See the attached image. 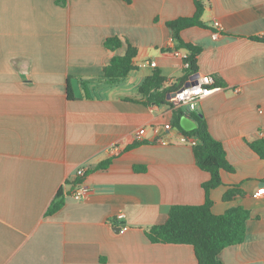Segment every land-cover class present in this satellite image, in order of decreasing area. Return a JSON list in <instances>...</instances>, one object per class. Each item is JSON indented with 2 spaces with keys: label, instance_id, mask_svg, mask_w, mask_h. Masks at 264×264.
Segmentation results:
<instances>
[{
  "label": "crops",
  "instance_id": "1",
  "mask_svg": "<svg viewBox=\"0 0 264 264\" xmlns=\"http://www.w3.org/2000/svg\"><path fill=\"white\" fill-rule=\"evenodd\" d=\"M203 3L208 28L181 36L202 49L198 75L222 90L191 110L205 117L234 168L210 192L212 213L243 207L252 215L246 240L219 260L264 264V193L256 196L264 161L250 147L264 137V41L253 40L264 37V0ZM195 13L194 0H0V264H198L193 246L154 244L145 232L175 205H203L211 174L172 126V107L146 106L138 95L156 70L169 84L182 76L186 51H169L176 42L167 23ZM111 38L122 47L107 49ZM129 45L137 69L107 86L105 68ZM73 79L82 97L69 100ZM80 181L92 192L75 201ZM231 190L242 194L226 199ZM59 193L64 206L47 216Z\"/></svg>",
  "mask_w": 264,
  "mask_h": 264
},
{
  "label": "trees",
  "instance_id": "2",
  "mask_svg": "<svg viewBox=\"0 0 264 264\" xmlns=\"http://www.w3.org/2000/svg\"><path fill=\"white\" fill-rule=\"evenodd\" d=\"M59 5H66V0H57ZM196 13L192 17H183L167 23L172 30L176 46L169 49L172 52L185 50L183 59L184 71L181 77L174 78L169 84V79L161 75L160 70L146 78L138 87V95L143 98L142 103L151 105H170L173 109L172 126L178 129L184 138L193 142L194 156L200 169L211 174V180L203 185L206 193V201L199 206L175 205L171 207L168 220L164 224L149 228L145 234L154 244L191 245L194 247L198 264H222L219 255L227 247L242 244L247 237V222L251 219L250 211L243 207L233 208L225 214L216 216L212 213L213 202L210 192L222 185V171L234 172V168L228 162L226 151L221 142L212 137L208 123L201 113L191 110L190 105H175L171 96L182 90L190 80L198 74V57L202 49L182 39V32L186 29L198 27L208 28L203 21V0H194ZM253 40L264 41L262 38ZM123 43L119 38H111L105 42L107 49L116 51ZM138 55L136 48L129 45L124 56H115L104 71V83L107 86H118L128 77L129 73L136 70L135 59ZM71 80V79H70ZM92 81L84 86L89 87ZM217 85V84H216ZM222 85V84H219ZM68 99L75 100L76 95L68 82ZM91 92V91H90ZM89 94V91H88ZM90 95V94H89ZM140 101V100H139ZM190 116L196 123V128L186 131L181 126L182 118ZM142 143L137 142L128 149H134ZM251 149L264 161V137L250 144ZM110 164H101L98 169H105ZM143 169L137 168L136 170ZM242 194L239 190L229 191L225 198L231 199L235 195ZM64 206V195L59 193L47 212L52 216Z\"/></svg>",
  "mask_w": 264,
  "mask_h": 264
},
{
  "label": "built area",
  "instance_id": "3",
  "mask_svg": "<svg viewBox=\"0 0 264 264\" xmlns=\"http://www.w3.org/2000/svg\"><path fill=\"white\" fill-rule=\"evenodd\" d=\"M214 27L216 29H222V26L220 23L215 22ZM152 66L155 67L156 63H152ZM189 86H185L182 90H180L178 93H176V96L172 98V102L177 105H190L192 106L195 104L197 101H200L213 93L222 90V87H219L216 85L215 79L211 76L204 75V76H199L198 78H192L189 82ZM167 130H172L171 125H167L165 127ZM146 135V129L142 128L140 129L137 134H136V140L141 141L144 136ZM184 140H186L184 138ZM163 144H167V141L163 140ZM194 145L196 144V141L192 142ZM112 152H116L119 150L118 147H114L111 149ZM85 176V170L84 169H79L77 171V177L79 178H84ZM91 189L82 181H80L74 191L72 192V198L75 201H82L85 200L91 193ZM264 193V189H261L256 193V196H259ZM125 215L124 214H119L117 219L118 221H122L124 219ZM122 229L126 230L127 227L124 225L121 226Z\"/></svg>",
  "mask_w": 264,
  "mask_h": 264
},
{
  "label": "water",
  "instance_id": "4",
  "mask_svg": "<svg viewBox=\"0 0 264 264\" xmlns=\"http://www.w3.org/2000/svg\"><path fill=\"white\" fill-rule=\"evenodd\" d=\"M199 75H195L193 78H198ZM71 85H72V88L74 90V93L77 97H82V93L80 91V86H79V82L77 79H73L71 81ZM190 84L188 83L186 86H189ZM176 96V94H173L171 96V99L174 98ZM181 126L184 130L186 131H192L196 128V124L188 117H183L182 118V121H181ZM117 230L121 231L122 230V227H119L117 228Z\"/></svg>",
  "mask_w": 264,
  "mask_h": 264
}]
</instances>
